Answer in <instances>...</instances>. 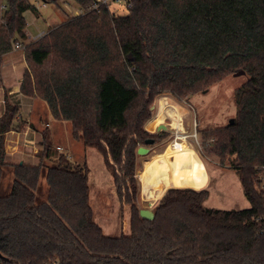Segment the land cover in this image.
Masks as SVG:
<instances>
[{"label":"trees","instance_id":"16d2710c","mask_svg":"<svg viewBox=\"0 0 264 264\" xmlns=\"http://www.w3.org/2000/svg\"><path fill=\"white\" fill-rule=\"evenodd\" d=\"M39 1L0 0V71L2 57L28 39L25 14L38 13ZM74 1L84 13L22 42L21 93L45 102L55 120L71 125L74 140L98 152L129 207L130 234L109 236L97 224L88 164L54 150L49 132L36 163L10 159L7 134L23 121L20 106L6 99L0 187L6 170L14 180L0 196V260L264 264V0H127L123 16L90 10L95 0ZM239 71L248 80L235 91L234 122L200 133L210 155L236 172L249 207L208 208L207 188L171 187L155 218H142L138 149L155 139L145 128L155 102L165 95L189 102ZM43 174L47 198L37 202Z\"/></svg>","mask_w":264,"mask_h":264},{"label":"rangeland","instance_id":"374dc122","mask_svg":"<svg viewBox=\"0 0 264 264\" xmlns=\"http://www.w3.org/2000/svg\"><path fill=\"white\" fill-rule=\"evenodd\" d=\"M38 13L28 11L25 14L27 21L28 39L24 44H28L41 33H48L53 27L61 24L79 12L80 7L74 0H58L57 3L44 4L38 2ZM117 15H126L129 10L124 4L117 7H111ZM24 53L25 49L17 51ZM20 56H17L18 59ZM22 59V58H21ZM17 60V59H16ZM248 77L231 76L222 83L215 84L206 93L201 92L191 98L189 102L179 103L171 96L165 95L178 103V109L175 110L174 128L181 127V119L185 117V109L189 113V118L184 122V135L188 136L187 140L191 147L199 154L203 160L207 173L209 175V183L207 189L210 191V198L205 205L208 208H216L223 210H243L249 207V202L244 195L243 188L239 181L236 172L229 167L222 165L218 158L210 155L209 151L203 147V137L201 131L225 127L235 118L237 106L235 103V91L242 86ZM159 98L154 104V115L151 121L145 126L146 130L155 135L156 142L153 145H147L150 151L146 155H138V171L137 177L140 181V207L141 209L152 208L157 202L149 200L144 192V184L140 178L144 172L146 165L155 157L162 154L170 143H173L176 138V131L171 129L166 122L159 121L153 128L150 124L154 121L158 113ZM20 102V100H17ZM37 105V107H36ZM23 106V104H22ZM31 107H36V112L32 114L25 113L27 119L33 124L38 132H42L45 127L49 129V143L53 149L59 153H65L74 162L79 164L87 163L90 168L89 185L91 205L95 213V221L99 224L106 235L118 237L121 235L130 234L129 229V207L123 206L116 195L110 172L106 169L105 164L93 148H86L82 142H78L72 137L71 125L67 122H57L51 117L50 110L43 102H38ZM185 108V109H184ZM185 113V114H183ZM24 117V116H23ZM25 117V118H26ZM22 118V117H21ZM159 119V118H158ZM28 120V121H29ZM162 126L167 128L164 130ZM47 133V132H46ZM42 134L38 135L39 142ZM43 138V137H42ZM143 147V146H142ZM34 155V156H33ZM37 154H31L32 161L37 162ZM50 164V162H47ZM47 167H43L46 173ZM13 174L6 170L3 179V184L0 187V196H6L11 192ZM189 177L186 176V182ZM48 193V184L46 177L43 174L40 185L37 191V202L46 200Z\"/></svg>","mask_w":264,"mask_h":264},{"label":"crops","instance_id":"0c3cea01","mask_svg":"<svg viewBox=\"0 0 264 264\" xmlns=\"http://www.w3.org/2000/svg\"><path fill=\"white\" fill-rule=\"evenodd\" d=\"M17 56H20V53L13 50L2 57L0 71V118L5 111L6 99L20 106V117H22L20 120L23 121V126L21 129L7 134V152L10 159L14 162H30L32 161L31 154H37L41 150L42 137L50 130L45 127L41 133L38 132L37 128L30 123L29 118L27 119L26 116L28 115L25 116V113L30 115L34 111L36 112L37 105L36 107L31 106L42 101L28 98L21 93V82L27 69V62L24 53L21 54L19 59ZM17 100H20V102ZM158 101V113L150 124V128H153L159 121L166 122L169 127H173L176 118L174 112L178 109L177 105L179 104L167 96L160 97ZM43 103L46 105L45 102ZM185 112L186 114L183 113L185 117L181 119V127L179 129L170 127L176 131L177 139L173 143H170L162 154L148 162L144 172L140 176L144 184L145 195L153 202L158 201L168 188L193 187L201 189L207 188L209 183V175L203 160L191 147L187 136L184 135V122L186 123V118H189V113L186 109ZM51 117L53 118V116ZM53 120L55 121L54 118ZM40 134H42L39 136L41 142L37 139ZM156 174L160 175L151 186H148ZM186 176L189 177L188 182H186Z\"/></svg>","mask_w":264,"mask_h":264},{"label":"built area","instance_id":"2783aa9c","mask_svg":"<svg viewBox=\"0 0 264 264\" xmlns=\"http://www.w3.org/2000/svg\"><path fill=\"white\" fill-rule=\"evenodd\" d=\"M120 4H124L127 9L131 6V4H129L127 0H95L94 4L91 6L90 10H95V9H98L102 6L109 7V8L117 7ZM82 13H84V10L79 9V12H76L74 16H77V15L82 14ZM43 36H45V33H41L40 35H38L33 40L40 39ZM23 49H25V45L23 43H17L15 45V48H14V50H16V51L23 50ZM187 138H188V136H187ZM0 264H60V262L58 260H51V261L35 263L32 261L17 262V261H12L10 259H1Z\"/></svg>","mask_w":264,"mask_h":264},{"label":"water","instance_id":"95a60500","mask_svg":"<svg viewBox=\"0 0 264 264\" xmlns=\"http://www.w3.org/2000/svg\"><path fill=\"white\" fill-rule=\"evenodd\" d=\"M43 3H45L44 0H41ZM245 75V71H239L237 73L234 74L235 77H239V76H244ZM207 91H204V93H206ZM152 109H154V106L152 107ZM233 119H231L230 123H233ZM162 128L165 130L167 127L166 126H162ZM155 143V139H148L146 141L147 145H153ZM149 149L147 147H140L138 149V155H146L147 153H149ZM140 216L146 220L152 221L155 218V213L154 210L152 208H147V209H141L140 210Z\"/></svg>","mask_w":264,"mask_h":264}]
</instances>
